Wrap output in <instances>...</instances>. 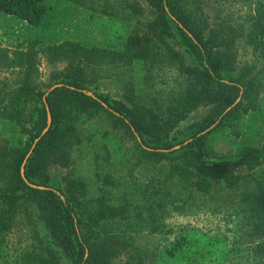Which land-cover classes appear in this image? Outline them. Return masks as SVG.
I'll use <instances>...</instances> for the list:
<instances>
[{"label":"trees","instance_id":"trees-1","mask_svg":"<svg viewBox=\"0 0 264 264\" xmlns=\"http://www.w3.org/2000/svg\"><path fill=\"white\" fill-rule=\"evenodd\" d=\"M142 1L147 8L141 0L127 6L148 10L152 17L148 28L165 49L164 55L163 50L156 53L152 67L169 60L176 70V89L169 106L159 112L143 105L130 108L89 87L85 63L123 61L143 52H132L129 37L118 35L109 42L101 28L77 19L58 0H0V16L21 25L23 41L16 44L12 65L30 67L40 50H47L50 59L70 58L49 90L24 84L5 107L11 127L21 124L28 138L24 141L23 133L12 129L14 135L0 148V247L23 212L20 208L35 204L48 241L39 239L24 254V264H63L59 250L68 264H111L122 251L130 254L125 264H147V250L134 237L142 227L141 210L128 201L113 205L103 193L90 198L87 183L70 173L63 187L47 184L51 164L73 163L83 119L105 113L114 128L135 141L144 158L173 163L170 172L181 195L191 190L211 195L253 180L252 188L241 194L242 220L233 236L220 238L186 227L159 253L161 264H264V0H226L249 7L248 19L238 26L226 19L212 24L201 8L190 9L188 0ZM240 38L253 47L262 64L258 71L255 63L238 67ZM29 100L37 104L36 120L26 127ZM198 108H209L208 115L190 125L182 139L175 138L179 124ZM48 113L52 123L43 134ZM173 206L184 210L183 205ZM245 226L262 234L259 241L251 240L254 235Z\"/></svg>","mask_w":264,"mask_h":264},{"label":"rangeland","instance_id":"rangeland-1","mask_svg":"<svg viewBox=\"0 0 264 264\" xmlns=\"http://www.w3.org/2000/svg\"><path fill=\"white\" fill-rule=\"evenodd\" d=\"M58 1L71 7L77 19L87 20L101 28L109 42L115 40L118 35L126 36L131 39L133 53L143 51L140 55L132 54L123 61L108 58L101 60L100 63L98 61L85 63L92 91L105 94L112 101L122 102L130 108L143 105L159 112L169 106L170 96L177 82L176 70L169 66V60H164L163 65L157 62L152 67L153 61H158L156 53L163 50L164 55L165 49L151 35L148 23L152 17L148 15V10L128 8L127 4L134 0ZM188 2L190 9L201 8L209 16L212 24L226 19L232 25L238 26L247 20L250 14L249 7L239 2L232 3L226 0ZM140 4L147 8L142 0ZM20 28L21 25L12 22L9 17L0 16V50L3 54L0 55V148H3L5 139L14 135L12 129H17V135L24 132L21 124L17 128L11 127L8 120L10 114L5 109L11 99L16 98L14 92L28 83L37 90L47 91L62 78L61 73L70 64V58L50 59L47 50H40L36 52L30 67L12 65L16 44L23 41ZM78 33L83 34L81 32L76 34ZM171 42L178 51H182L176 43ZM237 43L240 49L238 67L246 63H255L258 71L262 64L258 63L253 54V47L247 44L244 38L238 39ZM36 106L35 101L27 102L26 127L36 120V117L34 119ZM208 113L209 108H198L193 111L179 124L176 129L179 133L175 138L182 139L183 132ZM3 123L6 125L3 126ZM80 135L82 141L72 151L73 163L70 167L51 164L47 184L56 188L63 187L64 178L70 173L87 183L90 198L103 193L113 205L128 201L134 210H141L139 222L142 227L134 237L135 243L147 250V264H161L159 253L186 227L199 228L208 235L220 238L231 237L237 230V224L242 220L239 219L241 216L238 212L244 208L241 194L252 188V178L236 188L216 189L211 195L192 190L181 195L180 188L170 172L173 163L170 160L158 162L144 158L135 141L121 129L114 128L107 114L85 117L80 126ZM22 138L25 141L28 135L23 133ZM222 144L223 140H220L218 145ZM35 181L39 182L36 179ZM176 204L183 205L184 210L176 211L173 206ZM31 205L27 204L20 208L23 212L16 216L6 234V241L0 247V264H24V254L38 246L39 239L48 241L49 231L40 219L41 211L35 204ZM246 226L243 229L254 235L251 240L259 241L262 234L251 232ZM59 253L63 264H68L63 252L59 250ZM129 255L122 251L119 256L113 257L111 264H125Z\"/></svg>","mask_w":264,"mask_h":264},{"label":"water","instance_id":"water-1","mask_svg":"<svg viewBox=\"0 0 264 264\" xmlns=\"http://www.w3.org/2000/svg\"><path fill=\"white\" fill-rule=\"evenodd\" d=\"M51 123H52V119H51V114L48 113V127L45 129V131L43 132V134L47 133L48 130L50 129L51 127ZM32 153V151L29 153V155L27 156V158L30 157V154ZM27 158L26 160L24 161L23 165H22V168H21V174H22V177L25 178V164L27 162Z\"/></svg>","mask_w":264,"mask_h":264}]
</instances>
